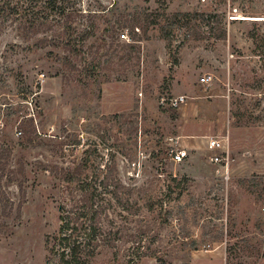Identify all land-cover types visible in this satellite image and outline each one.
Returning a JSON list of instances; mask_svg holds the SVG:
<instances>
[{
	"label": "rangeland",
	"instance_id": "374dc122",
	"mask_svg": "<svg viewBox=\"0 0 264 264\" xmlns=\"http://www.w3.org/2000/svg\"><path fill=\"white\" fill-rule=\"evenodd\" d=\"M68 1L69 30L0 17V264H46L90 182L94 264H264V0Z\"/></svg>",
	"mask_w": 264,
	"mask_h": 264
},
{
	"label": "trees",
	"instance_id": "16d2710c",
	"mask_svg": "<svg viewBox=\"0 0 264 264\" xmlns=\"http://www.w3.org/2000/svg\"><path fill=\"white\" fill-rule=\"evenodd\" d=\"M68 0H0V17L20 25L25 33L72 29L69 22L77 16ZM226 36V30L223 31ZM104 46V44H102ZM110 46H113L111 44ZM70 49L74 51L71 46ZM77 168V167H76ZM76 168L64 169L78 171ZM110 184L85 183L83 192L76 185L65 186L59 202V229L48 236L49 256L46 264H94L106 243L102 226V213L106 212L99 189Z\"/></svg>",
	"mask_w": 264,
	"mask_h": 264
},
{
	"label": "built area",
	"instance_id": "2783aa9c",
	"mask_svg": "<svg viewBox=\"0 0 264 264\" xmlns=\"http://www.w3.org/2000/svg\"><path fill=\"white\" fill-rule=\"evenodd\" d=\"M122 37H126V34H121ZM212 76H204L201 78L202 83H208L209 81H211ZM186 96L185 95H180L177 96L175 98L171 99V105H181L183 103H186ZM209 145L212 148H216V149H223L224 147V140L222 139H214L212 138L211 140H209ZM189 156V151L186 148H177L175 150H172L170 152V157L171 160L179 163L182 162L183 160H185L187 157ZM218 159V158H216Z\"/></svg>",
	"mask_w": 264,
	"mask_h": 264
}]
</instances>
